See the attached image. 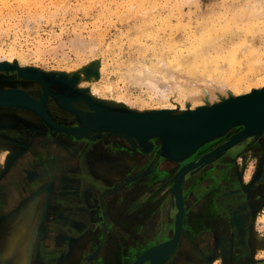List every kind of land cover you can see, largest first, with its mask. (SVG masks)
<instances>
[{
	"label": "rangeland",
	"instance_id": "1",
	"mask_svg": "<svg viewBox=\"0 0 264 264\" xmlns=\"http://www.w3.org/2000/svg\"><path fill=\"white\" fill-rule=\"evenodd\" d=\"M246 1L0 0V93L8 91L25 93L34 101L35 105L40 106L45 112L47 110L50 115L65 124H73L63 126L71 128L79 127L81 117L85 116L87 112L93 111L89 105L90 102L110 109L139 112L163 109L161 100L155 96L152 97L147 87L134 85L129 81L127 71L136 70L141 64L155 62L157 55L161 52L171 57L174 51L178 55L188 53L189 42L197 34L210 28L214 30V34L213 37H210L211 44L209 43V50L207 48L205 55L208 57H215L221 53L227 55L226 51L240 40L230 32L237 28L236 24L230 23L229 26L227 20L233 16L235 11L242 8ZM248 1L252 2L253 0ZM226 23L229 26L225 32L226 36L221 35L222 31L215 32L218 27L220 28ZM242 24L254 27L253 34H247V37L251 40V50L256 49L257 54L249 56L251 53L248 51L241 56V59L244 57V64L237 68L236 72L233 71L235 76L232 79V87L227 89L228 92L232 91L234 94L260 89L264 83V17L248 18ZM242 33L244 31L240 29L239 37L241 38L244 36ZM251 35L254 37L251 38ZM222 47L225 49H222L221 53L216 52ZM257 60H259L256 64L259 68L256 70H259L258 73L251 70V64ZM232 63L236 65L238 62L234 59ZM241 77H245L247 80L242 81V84L238 86L237 84L240 83L238 79ZM95 88L98 89L97 94L92 92ZM227 91H224V94ZM61 99H65L66 104ZM117 99L126 102L120 105ZM176 102H180V100ZM172 103H168V106ZM190 103L193 102L190 101ZM0 111L11 112L15 118L25 117L27 120L28 118L34 120V115L41 116L36 107L28 105L0 104ZM168 111L170 112V110ZM1 119L4 117L0 116ZM42 119L45 120L44 116ZM53 126L66 132L68 136H76L90 141V148L98 145L108 149L115 147L118 151L133 156L131 160L134 161L129 163L131 171L137 170L142 164L140 158L142 153L147 152L149 153L147 156L150 157L155 152V158L161 157L159 155L161 142L157 136L149 137L143 149L121 134L95 130L73 132L60 129L57 127L59 124ZM242 127V124L234 125L224 135L212 140L223 136L228 138ZM237 128L238 130L235 131ZM257 136L264 137V130L252 138ZM10 150L11 147L5 145L0 138V168L2 162L5 159V162L7 161ZM130 151L142 152L139 156L137 153L131 155ZM262 153H264L263 145L247 148L238 154L230 166L222 167V171L217 170L213 167L214 164L210 163L218 155L207 161V165L204 166L206 164L204 163L192 173H196L195 177L202 175L209 179L214 177L212 181L210 180L212 183L210 188L214 192L218 191L219 193V188L222 187L220 184L232 186L234 183L231 182V179L236 178L229 177V175L233 174L240 176V181L246 189L250 180H254L253 177L261 174L264 159H261L264 155L260 156ZM117 158V162H121V157ZM162 159H164L163 156ZM181 161H174L177 163L176 165H168L171 173L176 172L182 166L178 164ZM214 163L216 162L214 161ZM107 171L111 174L109 169ZM143 176H145L144 173ZM210 188H206L205 193L210 191ZM198 189L199 186L193 188V190ZM35 200H30L28 203L24 201L19 204L20 207L16 211L1 215L0 221L7 225L11 224L7 227L11 230L0 232V238L4 241L3 252L7 251L5 248L6 234L23 228L25 239L30 234L32 237L34 236L35 230L28 226L34 223L36 214L31 215L30 209L36 207L34 206L37 204L34 203ZM255 207L252 211L249 228L251 234L249 248L252 253L247 256V258H252L247 261V264H250L251 260H258V263L264 262V198ZM215 233L216 255H212L213 257L203 264H233L237 262L238 259H229L232 243L228 242L225 245V240L222 241L224 244L220 243L223 233H229V230L221 226L214 231ZM17 249L14 248L10 253L2 252L5 256L1 257L5 260H2L0 264H15L19 256ZM192 253L195 257H202L198 251L192 250ZM6 254H12V257L9 259ZM190 263L182 260L179 264Z\"/></svg>",
	"mask_w": 264,
	"mask_h": 264
},
{
	"label": "flooded vegetation",
	"instance_id": "2",
	"mask_svg": "<svg viewBox=\"0 0 264 264\" xmlns=\"http://www.w3.org/2000/svg\"><path fill=\"white\" fill-rule=\"evenodd\" d=\"M61 101L65 104V99H61ZM35 106L41 116H45L54 124L73 125L65 124L50 115L47 110L45 112L37 104ZM0 116L4 117L0 120V138L5 145L11 147L7 161L5 162V159L0 168V219L1 215L16 211L20 207V203L24 201L28 203L30 200L36 199L34 203H40L41 209L34 217L33 238L38 239L41 253L48 263L56 264L62 243L74 232L75 222L78 221L82 208L85 206L82 191L86 190L88 186L85 187V183L81 184L82 178L96 177L86 167V156L93 148H90V141L76 136H68L66 132L43 120V116L34 115L35 121L30 118L27 120L25 117L15 118L11 112L0 111ZM237 130L238 128L235 129V131ZM226 138L227 136H223L212 140L178 164L183 165L198 158ZM259 145L264 146L263 136L249 137L234 144L216 157L214 159L216 163L214 161L210 163L214 164L213 167L217 170L222 171V167L230 166L242 151ZM149 150L151 151L152 148ZM141 152L130 151V154L137 153L140 156ZM147 154L149 153H142L140 157L141 163L144 165L141 164L137 170H129L123 175L126 177L125 179L113 186L103 187L101 193L105 194L118 189L130 175L144 173L143 177H146L159 163L167 164V166L177 164L174 161L164 160L162 157L155 158V152L150 157ZM263 158L264 155L261 159ZM171 174H175V171ZM195 174L186 176L195 177ZM137 177H142V174ZM229 177L236 178L231 179L234 184L232 186L220 184L222 187L219 188V193L218 191L213 192L214 196H211L204 215L194 217L192 222L189 221V231L193 242L197 244L198 252L206 258L205 260H209L216 255L217 232L214 234V231L218 230L217 227L221 222L222 226L229 230L228 234L232 243L229 259H238L233 264H247V261L252 258H247L252 253L249 248L251 246L249 228L252 211L264 198V159L260 176L253 177L254 180H250L248 184L251 191H248V188L245 189L239 175L233 174ZM198 186L199 189L194 190V194L210 188L212 183L211 181L203 182ZM210 189L212 190V188ZM88 191H91L89 187ZM207 217L215 218L216 222L209 223L208 227L197 229L198 219L204 222ZM1 223L4 222L0 221ZM200 225L205 226L203 223ZM95 255L96 250L94 249L88 254V257L94 258Z\"/></svg>",
	"mask_w": 264,
	"mask_h": 264
},
{
	"label": "crops",
	"instance_id": "3",
	"mask_svg": "<svg viewBox=\"0 0 264 264\" xmlns=\"http://www.w3.org/2000/svg\"><path fill=\"white\" fill-rule=\"evenodd\" d=\"M117 157H121V162H117ZM132 158L133 156L126 155L115 147L108 149L95 146L89 151L86 156V167L96 177L82 178L81 184L85 183V187L88 186L91 191H88V187L82 191L85 206L82 208L78 221L75 222L74 232L62 243L56 264H130L145 248L172 236L177 208L175 195L171 190L174 174H171L167 164L159 163L146 177L127 178L118 189L106 193L100 199L103 187L113 186L126 178L123 175L129 172V163L134 161L131 160ZM164 160L173 162L165 157ZM108 169H111L113 173L109 174ZM213 178L184 177L185 212L180 238L174 251L161 264H179L182 260L191 262L190 264L206 262L203 255L199 259L192 253V250L198 251V249L191 238L189 221L192 222L194 217L204 215L211 196H214L213 190L194 194L193 188L203 182H210ZM248 191H251V188ZM34 206H36V214L40 204L37 203ZM199 220L196 223L197 229L208 227L209 223L216 222V219L211 217L205 218L204 222ZM202 223L205 226L200 225ZM10 225L1 223L0 232L11 230L7 228ZM221 226L220 222L218 227ZM28 227L35 229L34 223ZM3 242L0 238V262L5 260L1 257L4 255ZM94 249L96 250L94 258L88 257ZM19 251L17 249V252ZM8 256L10 259L12 254ZM30 264H49L41 253L38 239L35 238L32 240ZM144 264L149 262L145 261Z\"/></svg>",
	"mask_w": 264,
	"mask_h": 264
},
{
	"label": "water",
	"instance_id": "4",
	"mask_svg": "<svg viewBox=\"0 0 264 264\" xmlns=\"http://www.w3.org/2000/svg\"><path fill=\"white\" fill-rule=\"evenodd\" d=\"M0 104L36 107L34 101L20 91L1 92ZM90 106L93 111L87 112L85 116L81 117L79 127H58L73 132L95 130L121 134L143 149L149 137L157 136L161 142L159 155L173 161L183 160L204 142L224 135L234 125H243L242 129L198 158L186 162L175 172L171 187L177 208L173 234L167 240L145 248L130 264H144L145 261H148L149 264H161L176 248L185 212L184 177L232 145L244 138L256 136L264 130V87L223 99L211 106H198L179 114H172L165 109L143 112L110 109L91 102ZM44 118L51 126L54 125L45 116ZM141 174L143 173L130 175L128 179H133ZM105 194L102 192L99 196L100 199ZM250 264H264V262L258 263V260H251Z\"/></svg>",
	"mask_w": 264,
	"mask_h": 264
},
{
	"label": "bare ground",
	"instance_id": "5",
	"mask_svg": "<svg viewBox=\"0 0 264 264\" xmlns=\"http://www.w3.org/2000/svg\"><path fill=\"white\" fill-rule=\"evenodd\" d=\"M240 9L233 13V16L229 18L230 20H227L228 25L230 23L236 24L237 28L230 32L231 34H234L233 36L236 38H240V40L235 43V46L230 47L231 49L226 51V53L228 52L227 55L221 53V51H223L222 49H225V47H222L221 49L219 48V50L216 51L220 52L221 55H217L215 57H208L205 55V52L209 47V43L211 44L210 37H213L214 34V30L210 28L201 34H197L195 38L189 42L188 53L178 55L174 51L172 52L171 57L168 54L161 52L157 55V60L155 62H151L150 64H141L136 70H128L127 74L129 81L134 83V85L138 84L140 86L147 87L148 90H150L152 97L155 96V98L157 97L159 100H161L164 106L163 109L167 111L170 110V113L173 114H179L185 112L186 110L197 108L198 106H211L212 104L222 101L225 98L239 95L234 94L231 90V92H228L229 90L227 91V89L232 87V79L235 76L233 71H235L237 68H240L241 65L244 64V57L241 59L243 54H246L248 51L251 53L249 56H254L257 54L256 49V51L251 50V40L247 37V34H253L254 27H250L247 24L244 25L242 23H244L248 18L258 19L264 17V0H253L252 2L247 0L246 3H244V6H242ZM229 26H227L226 23V25L224 24V26H221L220 28L218 27L215 32L222 31L221 35L226 36L227 33L225 32ZM240 29H243L244 31V33H242L244 35L242 38L239 37ZM252 37L254 36L251 35V38ZM234 59L238 62L236 65H233L232 63ZM257 62H259V60L251 64V70L256 71L259 69L256 66ZM258 71L256 72L258 73ZM245 77L238 79L240 81V83L237 84L238 86L242 84V81L247 80ZM208 84H211V86ZM263 86L264 83L261 85V87ZM223 90L227 91L228 94L225 95L227 92L224 94ZM92 92L97 94L98 89L95 88ZM215 96L217 97L215 98ZM178 100H180L181 103L176 102ZM190 101L193 103H190ZM125 102V100H118L120 105ZM168 103H172V105L168 106ZM205 143L206 142L203 144ZM109 170L111 171V169ZM111 172L113 173V171ZM35 210L36 208L34 207L30 209V214H34ZM23 233L24 232L22 228L16 229L14 232L6 234L5 236V242L7 243L5 248L7 251L3 253H10L14 248L20 249L19 256L16 259L15 264H30L29 258L33 237L30 234V236L25 239ZM223 240H225V245H227L228 242H230V235L228 233H223V236L220 238L221 244H224V242H222ZM220 250L222 249L220 248ZM194 252H196V250H194Z\"/></svg>",
	"mask_w": 264,
	"mask_h": 264
}]
</instances>
